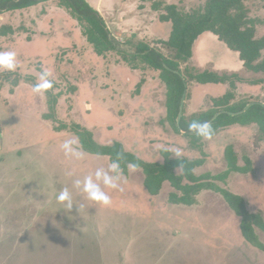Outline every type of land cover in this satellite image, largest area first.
I'll return each mask as SVG.
<instances>
[{"label":"rangeland","instance_id":"obj_1","mask_svg":"<svg viewBox=\"0 0 264 264\" xmlns=\"http://www.w3.org/2000/svg\"><path fill=\"white\" fill-rule=\"evenodd\" d=\"M211 1L85 0L107 27V41L66 0L0 11V52H14L17 63L14 72L0 70V264H264L225 194L241 196L264 221V133L253 121L217 119L240 103L264 104V48L254 61L260 69L245 67L234 88L201 85L195 75L214 64L200 66L197 38L188 59L176 57L165 18L174 7L189 41L190 23L206 25ZM229 1L223 19L230 15L239 30L264 40V0ZM208 23L219 27L214 15ZM140 45L176 62L186 79L181 118L213 112L211 139L179 129L173 77L143 61ZM45 71L53 87L36 92ZM222 91L233 97L217 105L210 95ZM65 140L75 141L80 158L65 155ZM116 141L142 161L164 164L149 175L154 196L142 167L98 145ZM113 161L118 189L95 177L101 169L115 177ZM89 176L110 205L82 191ZM64 189L70 204L57 200ZM255 232L264 244V230Z\"/></svg>","mask_w":264,"mask_h":264},{"label":"trees","instance_id":"obj_2","mask_svg":"<svg viewBox=\"0 0 264 264\" xmlns=\"http://www.w3.org/2000/svg\"><path fill=\"white\" fill-rule=\"evenodd\" d=\"M41 1L44 0H0V11L23 9L33 4H37ZM66 2L80 16L85 18V20L98 32L99 37L102 40H108V31L104 23L102 22L100 15L96 10L92 9L85 2V0H66ZM231 3L232 2H230L229 0H212L208 11L209 16L207 17L205 23L206 25L202 24L200 27L195 28V26L198 24L197 21H193V23H190V27L193 29V32L191 33L189 41L183 38V32L186 33L189 27L187 25H183V23L185 24L186 22L184 20L181 21L182 19L177 16V14H173L174 7L171 6L170 15H166L165 18L167 20H170L173 25L171 33V44L174 48H176V57L182 58L184 56L183 60L188 59V57L191 56V39L197 38L204 31H211L216 34L219 40L223 41L230 49L238 51L239 57L241 60H243L244 66L246 68L260 69V65L254 63V61L261 55V50L264 48V40L254 39L253 31L251 30H239L238 23L235 21V19H232L230 15H227L226 19H223V15L226 14V9L228 8V6L231 5ZM213 15L219 22V27L215 26V22L207 24V22H209ZM108 44L110 45V41L108 42ZM96 46L97 50H99V47L102 46V41L100 40ZM137 49L143 61L147 62L154 68L166 71L173 77L172 94L175 112H177L179 108L180 98L186 89V79H184L181 73L177 70L176 62L165 58L156 50L150 49L146 45H140ZM195 76V79L198 83H227L231 88L235 87V81L244 80L243 77L235 73L229 75L225 73L218 74L207 69L199 71V73H197ZM250 83H253V81ZM231 97H233V94L228 92L223 94L222 96L213 97L212 99L217 102V105H222L226 101H229ZM245 104L246 103H240L239 106L232 108L228 107L226 109L219 110L220 114L218 115L217 119H232V121L230 122L240 123L253 121L260 125V128L264 133V104L254 102L243 114L238 116L234 115V117H232L231 112H238L242 110ZM213 114V112L202 113L198 115L193 121H209ZM243 117L246 118L243 119ZM191 122H187L183 118H181L178 123L179 129L185 133L193 134V132H190L188 130V125ZM83 143L86 145L85 140L83 141ZM98 145L100 146L102 152L105 151V153L112 156V154L120 151L121 154L128 158L129 163L142 167L146 175L145 184L147 190L151 194L157 193L158 187H151L149 183V175L152 173L153 169H160L165 167L164 164H153L142 161L141 159H138L132 154L123 151L121 143L117 141L114 142L112 146L110 145L105 147L101 144ZM232 170H236V167H233ZM225 194L227 199L226 202L228 203L230 208L236 213V215L241 217L239 227L242 237L252 246L264 251V244L259 241L258 235L255 232V226L264 230V221L261 219V217L256 214L250 213L246 209L244 200L241 196L232 193Z\"/></svg>","mask_w":264,"mask_h":264},{"label":"clouds","instance_id":"obj_3","mask_svg":"<svg viewBox=\"0 0 264 264\" xmlns=\"http://www.w3.org/2000/svg\"><path fill=\"white\" fill-rule=\"evenodd\" d=\"M17 68L16 63V54L12 51L8 52H0V70L3 71H9L14 72ZM50 76L49 72H43L41 76V81L37 85L34 86V91L36 92H42L46 91L47 89H50L53 87L52 81L48 78ZM188 130L190 132H193L196 136L201 137L203 139H211L214 129L212 126L211 121H192L188 125ZM75 144V141L73 140H65L61 147L64 150V153L66 156H75L76 158H80L81 153L77 151L73 145ZM177 156L180 155L179 152L176 153ZM135 167V166H133ZM109 171L112 173H115L116 176L109 175L108 172L104 170H97L95 173V177L97 180L103 179V184L111 189H118L119 185L116 182V179L118 178L120 174V166L117 161H113L109 167ZM77 186L81 184L80 181H77ZM82 191L87 194L88 199L100 203L104 206H108L111 204V198L110 196L104 192L99 184L95 183L93 181V178L91 176L86 177L83 181V187ZM57 200L59 202H68L71 203V196L67 189H64L59 193L57 196Z\"/></svg>","mask_w":264,"mask_h":264},{"label":"crops","instance_id":"obj_4","mask_svg":"<svg viewBox=\"0 0 264 264\" xmlns=\"http://www.w3.org/2000/svg\"><path fill=\"white\" fill-rule=\"evenodd\" d=\"M106 29H107V27H106ZM107 31H108V29H107ZM208 32L212 33L213 36L211 34L208 35ZM208 46L210 48H208ZM204 47L208 48V50L210 52L203 54L204 50H205ZM194 50H195L194 55L200 59V61H201L200 63L204 62L202 65L200 64V66L205 65L207 62L210 64H214L216 70L215 69H207V68H205V69L216 72L218 74H224L225 73V74L229 75V74L235 73V74L239 75V73H241L242 70L245 68L243 60H241L239 57L238 51H234V50L230 49L223 41L219 40V38L216 34H214L211 31H204L203 33H201L197 37ZM239 76H241V75H239ZM239 81L240 80H237V82H239ZM237 82L235 81V84H237ZM257 83H259V82H257ZM257 83H255V85H253V86H257L258 85ZM200 84L201 85H207V86L213 87V88H219L218 86H221V84H224V86H225L227 83H211L210 82V83H203V84L200 83ZM263 86H264V84L262 85V87ZM259 87L262 88L261 84ZM263 91H264V88H263ZM222 93L225 94L227 92L222 91ZM222 95L221 94H216V95L211 94L210 96L213 98V97H218V96H222ZM153 196H154V194H153ZM252 247L259 250V252L260 251L264 252L263 250H261L259 248H256L254 246H252Z\"/></svg>","mask_w":264,"mask_h":264},{"label":"water","instance_id":"obj_5","mask_svg":"<svg viewBox=\"0 0 264 264\" xmlns=\"http://www.w3.org/2000/svg\"><path fill=\"white\" fill-rule=\"evenodd\" d=\"M184 93L185 91L183 92L182 96H181V100H180V103H179V112H178V122L181 118V115H182V110H183V103H184ZM254 103V102H253ZM253 103H249L244 109H247L249 108L250 105H252Z\"/></svg>","mask_w":264,"mask_h":264}]
</instances>
